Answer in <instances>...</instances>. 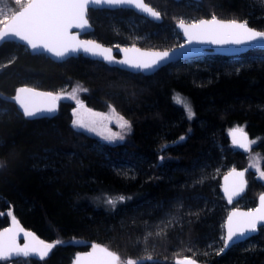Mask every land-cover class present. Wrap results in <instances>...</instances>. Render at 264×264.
Listing matches in <instances>:
<instances>
[{
    "label": "trees",
    "instance_id": "16d2710c",
    "mask_svg": "<svg viewBox=\"0 0 264 264\" xmlns=\"http://www.w3.org/2000/svg\"><path fill=\"white\" fill-rule=\"evenodd\" d=\"M147 2L162 21L128 9L91 10L94 31L88 37L111 47L171 49L181 44L176 26L182 17L245 20L264 30V0ZM234 59L238 65L227 67ZM75 84L88 89L82 98L89 107L113 106L131 122L125 143L97 153L91 138L72 126L73 103L61 102L53 118L29 119L14 100L23 86L56 93ZM239 126L264 156V50L208 55L145 76L84 56L58 63L5 41L0 44V230L13 214L55 244L48 258L33 264H73L93 243L116 252L120 264H173L184 257L204 264H264V228L222 253L224 223L237 206L224 199L222 178L231 166L248 165L247 153L228 137ZM247 178L244 199L255 207L264 186L251 174Z\"/></svg>",
    "mask_w": 264,
    "mask_h": 264
},
{
    "label": "snow or ice",
    "instance_id": "6c2138e0",
    "mask_svg": "<svg viewBox=\"0 0 264 264\" xmlns=\"http://www.w3.org/2000/svg\"><path fill=\"white\" fill-rule=\"evenodd\" d=\"M16 3L19 4L20 0H16ZM103 4L133 6L153 18L159 19L160 17V13L154 11L143 0H28L27 7L11 17V23L8 24L3 32H0V42H3L9 36L16 37L26 42L31 49H43L45 52L57 58H63L69 55V53L79 52L81 50L85 53L103 56V53L110 52L111 50L102 49L100 52H96L94 49H100L101 46L91 41H84L78 45L73 44L72 41H75L77 36L72 35L70 32L72 28H86L88 25L86 13L90 5L99 6ZM178 26L184 30L189 44L193 42H209L214 44L242 45L264 40V31L254 30L248 27L246 22H225L216 19L215 16L211 19L193 22L187 26L181 20ZM88 45L92 46L89 47ZM170 55L168 51H164L152 54V58L148 60H125L121 61V63L140 70H150L169 59ZM104 59L112 62L110 57L104 56ZM18 91L26 92L30 90L21 88ZM47 95L52 97L51 93ZM52 98L54 100L57 99V97ZM72 98L75 97L73 96ZM14 99L20 104L23 114L26 117H34L40 112H51L54 110V107L35 108L33 110L28 102L21 100L19 94ZM180 102L183 103L182 100ZM188 112L189 116H191L190 108ZM74 124L80 128H89V125L84 124L80 119H77ZM126 125L127 122L125 121L120 127L123 129ZM89 130L96 131L95 128H90ZM237 133L240 134V139H237ZM232 135L234 143L239 147H246V143L243 141H247V136L243 133L242 129H236ZM105 139L115 140L123 139V137L119 134H112L106 136ZM235 175L240 178V181L235 186L234 192L236 190H242L244 173L239 172L235 173ZM261 177H264V172L261 173ZM225 191L228 192V189L226 188ZM231 198L232 194H229L230 201ZM120 199L122 200L123 197ZM260 200L261 206L259 208L251 212H233L228 218L224 248H227L230 242H234L235 238L242 237L249 232H255L258 222L264 221V196ZM107 202L110 204L115 203L111 199ZM12 224L14 225L13 227L0 232V260H8L10 257H19L20 255L25 257L35 255L38 260H42L55 247L54 243H45L36 238L31 232L24 231L14 216L12 217ZM21 234L25 238H29V242L23 246H20L18 243V238ZM84 259L87 264H116L119 257L107 249L95 245L93 246L92 252L88 253ZM77 264H79V259ZM128 264H133V262L129 260ZM139 264H143V262H139ZM177 264H196V262L191 258H185L183 261H177Z\"/></svg>",
    "mask_w": 264,
    "mask_h": 264
},
{
    "label": "water",
    "instance_id": "95a60500",
    "mask_svg": "<svg viewBox=\"0 0 264 264\" xmlns=\"http://www.w3.org/2000/svg\"><path fill=\"white\" fill-rule=\"evenodd\" d=\"M177 2H181L183 0H176ZM192 1H196V2H200L201 0H192ZM143 2L145 4H147L149 7H151L154 11L159 12L156 10V8H154L151 4H149L147 2V0H143ZM27 7V5L25 6ZM25 7L21 8L18 12L22 11ZM121 9H128V10H132L135 13H137L140 16H143L146 19H150L153 21H162L163 18L160 14L159 19L153 18L151 17L149 14L142 12L141 10H139L136 7L133 6H128V5H107V4H103V5H90L89 9L86 13V18L88 20V25L86 26V28L84 29H76V28H72L70 30L72 35H76L77 39L75 41H72L73 44H81L84 41H91L94 44H98L101 46L100 49H94V51L96 52H100L102 49H110V52H105L103 53V56L101 55H93L92 53H85L83 50L79 51V52H72L69 53V55H67L66 57L63 58H57L52 56L51 54L45 52L43 49H36L33 50L31 49V47L29 45L26 44V42L21 41L19 38L16 37H6L3 42H0V44L4 43L5 41H14L18 44H20L21 46L25 47L31 54L33 55H45L47 57H49L50 59H52L55 62L58 63H62L65 62L71 58H78L80 56H84L86 58H91L93 60H98L104 63H107L109 65H116L119 66L122 69H125L126 71L132 73V74H143L145 76H151L156 74L158 71L169 67L171 65L177 64L179 62L182 61H187V60H194V59H198V58H202L204 56H208V55H214V56H224V57H238V56H242L245 54H248L252 51L255 50H264V40H258L256 42H253L251 44H242V45H236V44H214V43H209V42H193L192 44H189L187 41V36L184 33V30L181 29L177 24L176 29L178 31V33L182 36L183 42L176 46L173 47L171 49H165V50H155V49H145L136 45L133 46H122L119 48H114L111 46H107L95 39H92L90 37H87L88 35H90L93 31H94V26L91 24L90 20H89V12L91 10H108V11H115V10H121ZM18 12H16L15 14H17ZM160 13V12H159ZM14 14V15H15ZM13 15V16H14ZM206 19H211V18H203L200 20H206ZM216 19L221 20V21H237L240 23L246 22L248 27L254 29V30H259L256 29L254 27H251L247 21L245 20H226V19H220L218 17H216ZM200 20L196 21L199 22ZM11 23V18L7 21V23L5 24V26L0 30V32H3L8 24ZM193 22H184L185 26L192 24ZM259 31H264V30H259ZM79 33V35H77ZM89 47H91L92 45H88ZM127 49V51H125ZM164 51H168L171 55L170 58L167 59L166 61L162 62L158 67H154L150 70H140V69H136V68H132L124 63H121V61H125V60H148L152 58V54L154 53H158V52H164ZM104 56L110 57L112 62H109V60L104 59ZM21 88L24 89H28L30 91H26V92H19L17 91L16 95L14 97H16L18 94L21 98V100L28 102L29 106L33 108V110L35 108H48V107H54V110L51 112H40L38 113L36 116L34 117H26L23 114L22 108L20 106V104L17 102V100H15V102L18 105V108L20 110V112L22 113V115L25 118H29V119H36V118H53L55 117L58 112H59V108H60V101L57 97V94L52 92V91H46V90H41V89H37V88H33V87H29V86H23ZM19 88V89H21ZM51 93L52 97H57V99H53L52 97L48 96L47 94ZM40 94V95H37ZM239 127H234L230 130L228 137L232 143V145L239 151L242 152H248L250 150V145H251V136L248 133V131L243 130V133L246 134L247 136V141H243L244 143H246V147H239L236 143L233 142V135L232 133L238 129ZM241 129V128H239ZM237 139H240V134L237 133ZM239 172H243V188L242 190H236L235 192L233 191L235 186L239 184L240 178L237 177L235 175V173H239ZM228 189V192L225 191V189ZM248 189V179H247V171L245 168H234L231 169L229 172H227L223 178H222V194L224 196V199L227 201V203L232 206L234 204H236L237 202H239L240 200H242L247 192ZM229 194H232V198L231 201L229 200ZM264 196V192L258 197V201H257V205L252 208V209H244V208H237L234 207L233 209H231L227 215V218L225 220L224 223V243H225V239H226V235H227V227H228V218L232 215L233 212H251L254 209H257L261 206V200L260 198ZM14 215L11 214V220L8 226H6L5 228L1 229L0 232H3L4 230L13 227L14 225L12 224V217ZM15 217V216H14ZM16 221L19 222V226L26 232H31L32 234H34V236L36 238H38L39 240L44 241L45 243H51L47 240H44L43 238L39 237L34 231L29 230L27 228H25V226L21 223V221L15 217ZM264 228V221H259L257 224V230L255 232H249L246 235L239 237V238H235L234 242H230L229 246L227 248H223L222 253L225 254L227 253L229 250H231L232 248H234L235 246H238L240 244H244L249 242L250 240H252L254 237L258 236L260 234L261 229ZM29 242V238H25L23 236V234L20 235V237L18 238V243L20 246H23L25 243ZM95 245H99L102 248L107 249L109 252L113 253L115 256L119 257V255L112 251L111 249H109L108 247H106L105 245H101L98 243H93L88 250L86 251H81L77 254V256L75 257V260L73 262V264H77V261L79 259V264H87L86 260L84 259L88 253L92 252L93 250V246ZM54 248V247H53ZM53 248L49 251L48 255L46 257H44L42 260L46 259L49 257V255L51 254ZM21 258H31L34 260H38L35 255H31L28 257H25L23 255H20L19 257L13 256L10 257L8 260L9 261H14L17 259H21ZM185 258H191L192 260H194L196 262V264H204L201 263L199 261H197L196 259L192 258V257H184V258H176L174 260V264H177V261H183ZM1 261V260H0ZM41 261V260H39ZM116 264H120L119 260L116 261Z\"/></svg>",
    "mask_w": 264,
    "mask_h": 264
},
{
    "label": "rangeland",
    "instance_id": "374dc122",
    "mask_svg": "<svg viewBox=\"0 0 264 264\" xmlns=\"http://www.w3.org/2000/svg\"><path fill=\"white\" fill-rule=\"evenodd\" d=\"M185 5L191 6L193 4L197 5L199 2L192 0H184ZM28 4V0H20V3L17 4L16 0H0V30L5 26L7 21L13 17V15L18 12L21 8L25 7ZM7 17V19H5ZM181 20L184 22H196L200 19L182 17ZM180 20V21H181ZM183 39L181 40L182 43ZM239 63L238 59H234L228 62L227 67H235ZM88 93V89L81 84H75L73 87H64L60 92H56L59 100L61 102H70L74 104L73 114V128L79 132L83 133L91 138V146L97 153H107L111 146L125 143L129 135L133 131V127L130 121H128L123 115L117 112L113 106H107L103 110H96L87 105L83 100V93ZM55 93V92H54ZM75 98H72V97ZM122 118V119H121ZM80 119L84 124L89 125V128H80L75 126L74 122ZM127 122L125 128H121L120 125L124 122ZM90 128H95L96 131L89 130ZM242 130H246L244 126H239ZM230 130L228 131L229 134ZM112 134H119L123 139L108 140L105 139L106 136ZM256 142L251 141L250 150L247 153L248 165L246 166L248 177L251 174L252 180L261 182L264 186V177H261V173L264 172L263 162L264 156L261 152L256 151ZM236 167L231 166L229 170ZM4 202L0 198V216L4 215L3 212ZM237 208L252 209L249 207L247 199H243L237 203ZM6 213V212H5ZM252 244H249L248 247H251ZM31 258H21L14 261L3 260L0 261V264H33ZM174 264V262H173Z\"/></svg>",
    "mask_w": 264,
    "mask_h": 264
}]
</instances>
